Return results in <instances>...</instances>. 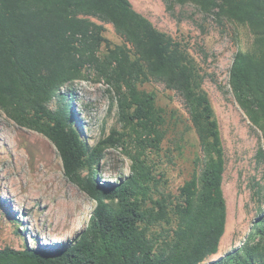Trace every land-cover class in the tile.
Listing matches in <instances>:
<instances>
[{"label":"trees","instance_id":"trees-1","mask_svg":"<svg viewBox=\"0 0 264 264\" xmlns=\"http://www.w3.org/2000/svg\"><path fill=\"white\" fill-rule=\"evenodd\" d=\"M194 4L205 15L247 24L252 51L238 50L228 72L232 94L261 131L264 159V0H165ZM123 43L107 45L104 24ZM105 46L103 50L102 47ZM93 72L113 90L117 120L112 130L87 143L73 124L63 87ZM146 78L180 95L200 146L191 177L169 199L153 187L147 151L165 137L163 109ZM204 74L188 48L159 31L130 0H0V109L17 125L47 137L64 176L94 202L91 221L65 246L0 248V264H264V210L254 232L222 258L226 221L222 191L224 150L215 112L202 88ZM57 97V106L51 102ZM134 143L130 171L101 185L96 171L109 147ZM86 171V174H83Z\"/></svg>","mask_w":264,"mask_h":264},{"label":"rangeland","instance_id":"rangeland-1","mask_svg":"<svg viewBox=\"0 0 264 264\" xmlns=\"http://www.w3.org/2000/svg\"><path fill=\"white\" fill-rule=\"evenodd\" d=\"M156 29L185 45L204 74L202 88L215 112L224 150L222 191L226 221L218 251L205 262L222 258L240 247L254 232L264 210V159L256 153L263 145L261 131L252 124L235 100L228 72L236 51H252L255 37L247 24L216 20L194 4L165 0H130ZM107 45L123 43L111 24H104ZM105 49V46L102 47ZM139 89L153 92L165 116V137L160 149L147 151L153 184L169 199L195 169L200 146L183 100L163 83L146 78ZM73 124L89 144L112 130L125 132L117 120L115 94L92 71L63 87ZM57 97L51 107L57 106ZM109 147L100 161L99 184H112L130 171L129 152L134 143ZM86 174V171H83ZM95 202L63 174L53 143L43 134L14 123L0 109V248L22 249L65 246L91 221ZM263 211V212H261Z\"/></svg>","mask_w":264,"mask_h":264}]
</instances>
